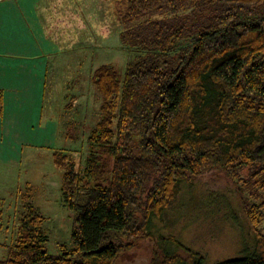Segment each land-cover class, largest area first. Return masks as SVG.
Returning a JSON list of instances; mask_svg holds the SVG:
<instances>
[{"label": "trees", "instance_id": "trees-1", "mask_svg": "<svg viewBox=\"0 0 264 264\" xmlns=\"http://www.w3.org/2000/svg\"><path fill=\"white\" fill-rule=\"evenodd\" d=\"M121 22L130 61L124 73L93 72L101 104L85 164L54 152L76 213L72 248L48 251L46 217L30 204L0 264H114L182 183L213 169L249 192L238 190L255 239L217 264H264V0H127ZM185 251L157 252L152 264L205 263Z\"/></svg>", "mask_w": 264, "mask_h": 264}, {"label": "rangeland", "instance_id": "rangeland-1", "mask_svg": "<svg viewBox=\"0 0 264 264\" xmlns=\"http://www.w3.org/2000/svg\"><path fill=\"white\" fill-rule=\"evenodd\" d=\"M90 3L91 7L85 9L91 10V16L67 17L68 22L88 21L85 28H73L72 24L52 27L53 44L43 50L49 59L46 106L60 125L58 140L51 145L55 149L27 150L22 166H13L8 173V168L0 167V259L7 257L16 243L30 204L46 217L43 229L48 236V251L58 255L63 252L62 245L72 248L76 213L66 204L62 189L65 170L53 155L55 151L68 153L76 169L85 164L87 138L99 119L101 104L93 72L102 64H110L124 73L131 57L119 35L127 0ZM4 186H8L7 190ZM242 186V182L215 169L182 183L163 215L152 219L147 236L122 253L114 264H152L157 252L188 258L185 250L201 253L204 264L244 256L254 248L255 239L238 190L251 197Z\"/></svg>", "mask_w": 264, "mask_h": 264}, {"label": "crops", "instance_id": "crops-1", "mask_svg": "<svg viewBox=\"0 0 264 264\" xmlns=\"http://www.w3.org/2000/svg\"><path fill=\"white\" fill-rule=\"evenodd\" d=\"M91 1L0 0V167L8 168L7 173L13 166H22L27 150L55 149L51 145L58 140L60 125L46 106L49 59L43 50L52 46L50 32L55 26L72 24L73 28H85L88 21L68 22L67 17L91 16V10L85 9L91 7Z\"/></svg>", "mask_w": 264, "mask_h": 264}, {"label": "snow or ice", "instance_id": "snow-or-ice-1", "mask_svg": "<svg viewBox=\"0 0 264 264\" xmlns=\"http://www.w3.org/2000/svg\"><path fill=\"white\" fill-rule=\"evenodd\" d=\"M0 9H2V6H0ZM3 28V14L2 11H0V30Z\"/></svg>", "mask_w": 264, "mask_h": 264}]
</instances>
